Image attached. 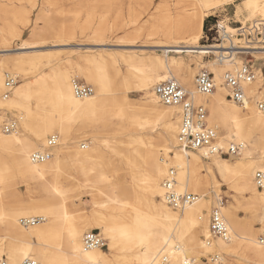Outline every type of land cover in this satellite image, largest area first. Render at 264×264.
<instances>
[{"label":"bare ground","instance_id":"6f19581e","mask_svg":"<svg viewBox=\"0 0 264 264\" xmlns=\"http://www.w3.org/2000/svg\"><path fill=\"white\" fill-rule=\"evenodd\" d=\"M11 1L0 0V13L2 15H8L12 12ZM236 1L239 0H195L193 4L196 11L191 14L192 22H183L169 29H156L152 32L154 36L167 38L180 29L189 31L195 26L197 33L194 37L178 39L174 42H158L155 47L163 48L166 50L165 52L189 53L193 52L194 49H199V52L203 54L222 55L225 52L223 47L217 45L202 47L198 44L204 32V21L208 17V13L221 5H231ZM244 7L251 17L255 18L259 15L264 20V0H248ZM41 20H45V17L43 16ZM230 30L232 33L236 32V29L230 28ZM0 32L3 31L0 29ZM5 42L7 39L1 33L0 45L3 43V46H0V53L42 48L41 45L34 43L23 44L18 49L12 50L5 46ZM239 43L237 40L230 41L229 46L234 47V58L225 63L219 62L225 66L220 72L235 71L241 64V61L237 60L238 55L251 54L257 56L260 54L257 51L264 50V48H259L256 45L250 46L242 42L243 45L239 46ZM93 44H95L94 46H105V43L101 41ZM11 61L17 66L26 68L37 65L36 56L31 55L15 57ZM183 63L175 60L166 62L156 60L151 65L155 68L154 70L138 72L139 74L135 76L130 73L129 77L120 75L116 70L113 71V74L108 70H88L86 77L92 83L94 93L85 101H81L74 95L72 78L61 75L55 87V102L60 108V118L56 119L53 116L50 118V122H46L42 116L41 122L37 126L35 142L19 135L18 130L0 137V157L4 153L11 154L9 156L10 165L0 168V226H4L5 233L0 238V259L6 257L8 264H22L26 259L37 261L40 264H66V261H72L73 264H104L106 258L101 249L84 250L83 242L82 244L77 242L78 233L81 229L76 224L77 219L73 220L68 211V195L75 186L77 188L84 186L90 189L89 192L93 199L103 193L109 194L105 191L108 189L111 195H107V202L101 204L98 202L97 204H113L112 209L119 211L126 220L123 227L114 226L113 228L112 226L110 228L106 226L102 229L105 233L110 232L112 239L117 240L123 236L125 242L132 244L125 248L126 253L121 264H184L187 260L197 262L196 259L187 258V256L198 255V252L202 251L201 236L206 228L207 238L210 235L207 224L208 205L204 203V198L208 195L206 193L209 192V189L214 190L213 193L218 201L217 207L220 208L231 233V239L228 242L219 238L214 239L209 246L205 242V248L211 249L210 254L219 255L221 261L216 264H229L220 251L230 256L239 249L246 258L255 261V263L264 262V247L258 244L259 232L255 227L256 224L264 225V190H258L254 178L258 170L264 171V112L259 111L254 102H251L248 107L240 109L238 104L229 99V102L235 107L228 105L225 94L227 89L223 83V76H221L220 83L216 84L215 92L208 96L199 94L194 81L196 71L192 70L188 63ZM92 64L93 62L91 63L92 67L98 66L100 68V63L94 62ZM202 65L198 64L197 67L200 68ZM113 67L115 68L114 65ZM160 70L164 71L163 74H160ZM172 78L181 81L190 98L196 104L203 105L209 110L208 123L211 127L217 129L220 135V128H224L227 137L224 138L221 135L220 145L227 146L232 142L243 145L240 162L234 164L223 159V157L214 156L206 159L210 163L205 164L202 153H185L178 148L177 135L181 107L162 105L153 91L156 85ZM1 80L0 77V102L5 99ZM129 81H133L138 85L139 90L145 93L146 101L142 105L144 107L143 112L130 115L123 109L114 112L106 110L110 100L105 98L103 94L112 88L121 90ZM31 88L35 89V92L42 90L41 78L35 80L28 87L16 90L13 97L8 98L9 101L13 102L15 97H26ZM245 92L246 95L250 93L252 99L263 100L264 86L261 76L255 83L247 85ZM38 95L42 97L41 92ZM114 102H117L115 105H120L128 101L125 97ZM112 117L120 118L119 120H122L126 128L137 129V134L133 137L139 143L137 147L119 148L112 143L100 142L93 138L91 145L81 144L74 149L59 147L66 146L60 143L59 148H55L54 157L50 161L43 164L31 162L30 156L37 149V143L44 141L50 131L63 132V130H67L66 125L68 126L75 121L88 122L94 125H108L112 124ZM160 120L164 121L166 127V134L162 138L164 154L158 150L149 151L147 143H145L151 141L153 129ZM176 141L177 150L174 161L168 163L166 157H168V152L174 149ZM45 144L46 140L43 145ZM108 155L110 156L108 157ZM68 163L75 174L73 183L66 182L62 175V168ZM170 166L176 170V181L178 182L176 189L179 193L184 194L186 191L201 194V200L198 203L179 210L181 213L168 209L164 204L156 205L154 202L155 196H161L166 203L164 188L162 187L161 191L160 182L164 176H168ZM12 169H15L16 175L28 183L27 197L32 202L27 206V210L43 209L42 204H46L47 207L57 204L59 214L62 215L59 220L55 221L50 218L47 223L34 230L22 229L24 227L20 225L17 214L26 208L19 207L16 214L8 213L6 207L9 191L5 190L4 187L5 173H10ZM123 171H131L136 180L147 179L146 191L141 193L143 204L147 209L152 210L157 218L161 219H156L155 216L148 214L142 217L136 212L137 207L133 198L137 195V187H124L119 183V175ZM223 185L228 188L232 187L237 194L247 198V204L251 207L252 212L248 220H240L234 205H230L226 209L223 208L218 191ZM11 195L18 198L13 193ZM34 205H37L36 208ZM101 209L106 211L108 208L102 206ZM8 211H12V209ZM188 226L193 227L191 233H187L186 228ZM64 232L68 234L67 249H63L65 245ZM33 239L58 245L57 247L63 250L64 254L47 249L36 253L31 247ZM164 257L168 259V263L163 262ZM37 262L35 263L37 264Z\"/></svg>","mask_w":264,"mask_h":264},{"label":"rangeland","instance_id":"374dc122","mask_svg":"<svg viewBox=\"0 0 264 264\" xmlns=\"http://www.w3.org/2000/svg\"><path fill=\"white\" fill-rule=\"evenodd\" d=\"M247 1L248 0H239L231 5H221L208 13V17L205 18L204 21V32L198 45L210 47L222 44L221 41H219V43L213 41L212 37L209 35L208 29L211 25H217V29L220 30L221 34L227 31L229 34L235 35L238 34L237 31L232 33L230 32V28L237 30V28L241 27V24L245 25L252 20L262 19L259 15L255 18L250 16V13L244 7ZM11 2L13 7L12 12L8 15H2L0 13V29L3 31L0 32V35L2 33L7 39V42L4 43L5 46H8L12 50H16L23 44L35 43L41 45L42 48L38 50L0 53V77L2 78L1 85L4 88L3 95H5V84L9 77L16 81V86L13 89L12 95L8 98H12L14 92L19 88L28 87L35 80L41 78L42 90L39 92H41L42 97L38 95L39 92H35L36 90L31 88L26 97H15L13 102L5 98L4 101L0 102V137L6 135L1 132L3 126L15 122L17 124V130L20 132L19 135H23L27 139L35 142V134H37L38 131L37 126L40 124L42 116L45 118L46 122H50V118L53 116H55L56 119L60 118V108L55 102V87L61 75L69 76L72 78V81L74 79L79 80L90 86L94 93V87L86 77L88 70H108L112 72L111 74L116 70L120 75L129 77V75H131L130 73L135 76L139 74L138 72L154 70L155 68L151 67V65L155 63L156 60L165 62L168 60H175L177 62L188 63L190 68L196 71L195 77L202 69H206L208 72L213 73L217 85L222 80L221 76L225 73L220 72L221 69L225 67L222 66L223 64L216 61L213 56L204 58L206 54L199 52V49H194L193 52L189 53H176L165 52V49L155 47V44L158 42H174L178 39H191L194 37L195 33H197L195 26L189 31H182V29H180L177 33L174 32L167 38H163V36H154L152 32L156 29H169L179 23L192 22L191 14L196 11V7L193 4L195 0H12ZM43 16L45 20H41ZM213 36L217 37V32L214 31ZM207 37L209 40H207ZM232 40L240 41L241 39L235 36ZM97 41L105 43V46H94L95 44L93 43H97ZM225 45H227V43H223V46ZM0 46H3V43ZM257 52H260L257 56L251 54L238 55L237 60L241 61L239 66L243 64L254 66L261 76L264 86V50ZM26 55L36 56L37 65L26 68L17 66L11 61V59L15 57ZM211 55L215 54L211 53ZM92 62L93 64L94 62L100 63V68H98V66L92 67ZM198 64L203 65L199 68L197 67ZM159 72L163 74L164 71L160 70ZM179 82L181 83V81ZM181 85L186 92H188L182 83ZM225 94L228 105L235 107L229 102L227 91H225ZM103 95L110 100L106 108L109 112H114L119 109L125 110L130 115L143 112L144 107L142 105L146 101V96L145 93L139 90L138 85L133 81H129L121 90L112 88ZM125 97L128 102L115 105L117 104V102H114L115 100H122ZM247 97L250 101L247 102L245 107H248L251 102L256 103V101H264V99H252L250 93ZM86 99L80 100L85 101ZM239 108L241 109L243 107L239 106ZM208 116H210V113ZM119 119L120 118L117 119L112 117L113 122L108 125H94L92 123H81L78 121L71 122L68 126L64 124L67 130H63V132L58 130L50 131L45 140L51 135L58 134L61 139L60 143L66 145L59 147H67L68 149L78 148L81 144L91 145L93 138H96L100 142L112 143L119 148L125 146H130L131 148L137 147L139 143L133 138L135 134H137V129L130 127L126 128L122 120ZM220 132L222 137H227L224 128L221 127ZM165 134V123L160 120L153 129L151 141L145 142L147 143L149 151L158 150L161 154L165 153L164 144L162 143V138ZM45 140L37 143L38 147L36 150L45 146L43 145ZM59 147H57V149ZM140 147H142V145H140ZM176 150L177 141L174 145V149L168 152V157H166L168 163L174 161ZM55 151L56 149L53 152V157ZM4 154L0 157V168L10 165L9 156L11 154ZM109 156L110 155H108V157ZM241 158L242 155L239 157H223V159L234 164L240 162ZM209 163L210 161L205 159V164ZM65 166L62 168L64 180L73 183L75 181L74 171L70 168L69 163ZM170 168L172 167L170 166ZM110 171L112 172V170ZM133 175L131 171H123L119 175V183L124 187H137V195L133 198L135 200H132L137 207L136 212L139 215L145 217V214H148L156 217L155 213L147 209L142 201L141 193L146 191L147 179L140 178V180H136ZM5 176L6 180L4 182V187L5 190L9 191L6 202L7 212L16 213L19 207H25L26 209L23 212L19 214L16 213L19 222L24 218L42 217L45 219L44 222L28 230H34L40 225L47 223L50 218L57 221L62 217V215L59 214L57 204L52 207H47L46 204H42L43 209L37 208L28 211L27 206L32 202L27 197L28 183L25 182L22 177L16 175L15 169H12L10 173H5ZM165 178L166 176H164L160 182L161 191ZM88 189L89 188L84 186L78 188L75 186L73 191L68 195L69 199L67 200V205L68 211L71 213L70 217L73 220L77 219L76 224L81 229L78 233L77 242L82 244V238L87 232L98 231L102 234L107 243V247L102 249V253L106 258L104 264H121L124 259V254L126 253L125 248L132 244L130 242H125L123 236L114 240L110 232L105 233L102 229L106 226L110 228L112 226L113 228L114 226L123 227L126 220L119 211L112 209L114 207L113 204L105 203L104 205H98L107 202V195H111L108 189L105 191L109 194L103 193L99 195V197L97 196L96 199H93L89 192L90 189ZM213 191V189H209V192L206 193V195H208L204 198L205 205H208V225L209 216L212 210L217 207L218 202ZM218 191L223 203V208L226 209L230 205H234L236 214L240 220L246 221L250 218L252 212L251 207L247 204L246 197L237 194L232 187L228 188L224 185L221 186ZM10 192L17 195L18 198L12 197ZM184 193L199 195L201 197L199 193L186 191ZM154 202L156 205L164 204L168 209L181 213V211L174 210L170 206H167L161 196H155ZM36 206L37 205H34L35 208ZM102 206L108 209L103 211L101 209ZM11 209L12 211H8ZM150 216L147 217L149 218ZM156 219L161 218L156 217ZM255 227L260 233L264 225L256 224ZM186 230H188L187 233H191L193 227L188 226ZM4 235V226L2 225L0 226V238ZM206 235L207 228L201 236L203 243L202 251L198 252V255L187 256V258L196 259L197 264H211L205 260L211 250L208 248V251L204 246L205 240L208 239ZM67 240L68 234L64 232L65 245L63 249H67ZM57 246L58 245L33 239L31 247L36 253L47 249L59 254H64L63 250ZM220 252L223 254L225 261L229 264H264V262L255 263V261L246 258L240 249L230 256L222 251ZM38 263L39 262H37V264ZM66 264H73V262L66 261Z\"/></svg>","mask_w":264,"mask_h":264},{"label":"built area","instance_id":"2783aa9c","mask_svg":"<svg viewBox=\"0 0 264 264\" xmlns=\"http://www.w3.org/2000/svg\"><path fill=\"white\" fill-rule=\"evenodd\" d=\"M253 22L251 21L245 25L241 24V27L236 30L238 34L235 35L241 39L239 42L243 44L247 43L250 46L256 45L259 48H264V20L259 19ZM217 27L215 24L211 25L208 32L213 41L217 43L221 41L222 44L217 46L223 47L225 52L219 56L206 54L204 58L213 56L220 63L232 61L234 58V47L229 45L235 36L230 35L227 31L221 34ZM214 31L217 32V37L213 36ZM207 40H209L208 37ZM223 43H227V45L223 46ZM243 44L239 43L238 45L241 46ZM259 77L260 75L256 68L250 64H243L233 72H226L223 75V83L228 91L227 97L239 106L245 107L246 103L250 101L246 95L245 88L247 85L255 83ZM195 85L199 94L205 96L212 94L216 91L214 74L208 72L206 69L200 70L195 77ZM15 86L16 81L9 77L5 84V98L12 95ZM72 87L74 95L80 99H86L93 94V89L79 80L74 79L72 81ZM153 91L162 105L181 107L180 126L177 136L178 148L181 151L185 153H202L205 159L214 156L239 157L241 155L243 150L242 144L232 142L227 146L220 145L221 135L219 131L211 127L208 123V109L203 105H197L177 80L171 79L160 83L153 88ZM255 104L259 111L264 112V101H256ZM15 130H17V124L12 122L3 126L1 132L10 134ZM60 141L61 139L58 134L49 136L45 146L31 154V162L33 164H43L50 161L53 158V150L59 146ZM254 178L258 190H264V171L258 170ZM176 184V170L170 168L169 174L164 180L163 188L165 202L172 209L177 211L183 210L201 200L199 195L179 193L176 189ZM43 221L44 218L42 217L24 218L20 220V224L22 227L29 229ZM209 232L210 235L205 240L207 246L211 245L212 240L216 238L222 239L225 242L231 239L230 229L219 207L213 209L210 214ZM82 242L84 250H102L107 247L105 238L98 231H90L84 234ZM258 244L264 247V227L261 228L259 233ZM205 260L211 264H216L218 261H221L217 254H208ZM163 262L168 263V259L164 257ZM0 264H8L7 259H0ZM22 264L36 263L31 259H26ZM184 264H197V262L195 260H187Z\"/></svg>","mask_w":264,"mask_h":264}]
</instances>
